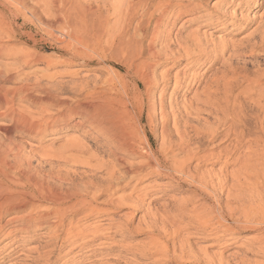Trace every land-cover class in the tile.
Wrapping results in <instances>:
<instances>
[{"label":"bare ground","instance_id":"1","mask_svg":"<svg viewBox=\"0 0 264 264\" xmlns=\"http://www.w3.org/2000/svg\"><path fill=\"white\" fill-rule=\"evenodd\" d=\"M26 1L10 0V5L26 9ZM30 1L41 4L48 13H52L55 22L63 21L68 29L73 25L74 42L78 46L82 47L85 43L90 45L92 40L94 44L90 45L91 53L97 55L99 51L102 54L105 49L108 53L111 52L124 73L121 76L114 74L117 80L115 83L108 82L107 88L91 92L92 94L89 92L90 95H83L84 99L81 97L80 101H69L67 97L59 98L49 93L37 101L47 105L41 108L42 112L51 110L49 107L54 108L55 116H58V121L64 127L68 126L72 118L76 119L73 125L79 130L88 125L97 136L92 139V147L109 161L96 163L94 166L90 162L84 163L88 171L87 177L81 176V183L69 185L65 189L46 182L21 183L20 178L15 179L18 183L15 186L20 188L18 194L0 196V224L10 214V219L0 226V239H10L8 241L14 248L18 247L16 245L19 242L23 248L42 239L45 242H41L42 246L38 249L25 252L26 256L22 261L19 256H11L13 259L10 264H50L52 260L53 264H97V258L101 254L93 251L104 247L110 251L119 248L116 256H128L131 260L127 264H134L132 262L135 260L138 261L137 264H214L206 255L205 249L199 253L204 254V259L197 252L186 251V246L183 245L176 250L170 248L171 239L180 232H176L177 228L175 232H168L170 226L178 220L177 217L187 222L183 223V227L181 225V230H194L197 238L202 241H213L209 247L221 243L224 250L230 249L239 235L255 233L258 238L246 245L244 254L264 258V209L259 206L238 205L240 202L235 199L222 205L215 186L209 183L207 176L199 177L194 170L189 171L188 165L202 157H198L200 152L197 149L182 148L183 143L186 147L189 143L183 134L176 131L180 145L175 146L174 150L167 147L168 149L155 152L150 146L147 149L141 148L135 141L137 134L147 140L149 120L156 110V106L150 104L154 93L161 118L165 120L167 115L162 101L164 94L184 96L196 84H201L194 79V75V78H189L187 73V77L186 72L210 59V54L214 56L208 61L209 68L220 61L227 47L225 43L211 45V33L200 32L201 29L213 30L212 27L219 25L223 19L216 12L208 14L207 10L210 8L206 4L207 0ZM258 5L264 4L259 1ZM100 10L104 11L103 16ZM109 18L113 19L111 25ZM182 18L183 24L177 29L179 32L193 23L195 28L185 35H174L173 43H170L168 32L165 33L164 30L176 27ZM187 23L189 25L186 26ZM88 30L89 39L85 38ZM259 42L264 46V35ZM184 62L183 69L186 72L181 75L179 71L170 75L168 69L156 75L157 69L163 64L179 67ZM232 79L212 87L209 83L204 89L206 92L201 91V97L197 95L196 88L189 108L194 105L197 111L209 115L222 114L229 108L227 135L233 138L234 150L242 148L248 142L245 150L249 155L240 164V168L249 173L256 170L251 164L252 149L264 150V74L250 81L247 89L241 92L246 100L245 104H239L236 98H232L236 88L234 78ZM21 80L18 74L11 71L0 72V83L20 84L18 88L10 90V100L1 96L0 87V107L10 105L16 95L22 96L20 100L27 101L30 98L28 90L31 88ZM183 110L186 112L187 108H182L181 112ZM132 114L135 117L134 125L130 121ZM162 126L165 131L164 125ZM1 131L6 135L9 128ZM215 138L216 135L211 133L207 142H213ZM260 160L264 164V160ZM2 175L3 179L10 178V183H15L5 173ZM100 176L102 178L95 181ZM153 179L167 180L174 185L173 190L185 189L191 196L164 207L152 206L160 200L156 192L161 187L153 182L146 184ZM148 199H151L150 202H147ZM201 201L204 204L197 208ZM172 212L175 213L170 218L168 215ZM121 213L118 220H114ZM175 219L177 220L174 222ZM85 223L91 224L85 226ZM138 237H143V241L134 244L127 242ZM237 259L239 260L235 264H247L248 260H243L242 257ZM215 263L228 264V261L218 260Z\"/></svg>","mask_w":264,"mask_h":264},{"label":"rangeland","instance_id":"2","mask_svg":"<svg viewBox=\"0 0 264 264\" xmlns=\"http://www.w3.org/2000/svg\"><path fill=\"white\" fill-rule=\"evenodd\" d=\"M259 1L264 4V0L206 1L210 8L207 10L208 14L216 12L223 19L219 25L212 27L213 30H210L211 28L201 29L200 32L211 33L209 36L211 45L225 43L226 51H223L220 61L213 67L209 68L208 66L210 59L214 56L210 54V59L205 60L204 63H199L189 72L185 71L187 77L190 75L189 78H194L195 76L194 79L201 82L199 86L196 84L184 96L175 93L164 94L162 101L165 106L164 112L167 115L165 120L161 118V113L157 107L158 100L156 93H154L152 95L153 101L150 104H154L156 110L151 114L149 120L147 140L137 134L135 141L141 148L147 149V146H150L155 152L162 151L167 147L174 150L175 146L180 145V139L176 133L178 130L184 135L185 140L189 141L188 147L183 143L182 148L186 150L197 149L200 152L198 157H202L201 161L195 160L188 165L189 171L194 170L199 177L201 175L207 176L209 183L215 186L222 205H225L226 201L235 199L240 202L237 203L238 205L259 206L264 209V164L260 160V158L264 160V150L252 149L251 164L255 166L254 169L256 170L249 173L244 172L240 168V164L249 155L245 150L248 142H245L244 146L238 150L233 149V138L227 135L229 108H226L219 115H209L203 111H197L194 105L189 108L190 101L194 99L196 88L197 95L201 97V91L204 92L209 83L212 87L215 84H222V81L229 82L233 80L232 78H234L233 82L236 85L232 98H236L239 104L246 103L241 92L247 89L250 81L260 78L264 74V46L259 42L264 35L262 34L264 33V5L259 6ZM100 14L103 16L104 11L100 10ZM109 19L111 25L113 19ZM181 24H183V18L176 24V27L164 30L165 33L168 32L170 43H173L176 34L185 35L186 32L195 28L193 23L179 32L177 29L180 28ZM72 28L73 25L68 29L63 21L55 22L52 13H48L41 4H34L27 0L26 9H24L18 5H10V0H0V72L7 70L15 75L18 74L22 79L21 82H27L30 90H32H28L29 101L20 100L22 96L16 95L10 105L0 107V196L17 195L20 188L16 187L18 183L15 182V179L18 178L22 180L21 183L46 182L51 186L61 187V189H65L69 185H78L82 182L81 176L88 175L84 163L90 162V165L94 166L96 163L109 161L107 157L92 147V139L97 136L88 128V125H85L83 130H79L73 125L76 119L72 118L69 120L68 126L64 127L60 123L61 121H58V116H55L54 108L49 107L51 110L47 109L45 113L41 111V108L47 105L44 102L37 103L41 97L48 93L55 97H67L69 101H76V99L80 101L82 98L84 99L83 95H90L96 90L102 91L107 88L108 82L115 83L117 81L116 76H121L124 73L107 49L103 50V55L97 51L98 57H96V53L93 54L89 51L91 50L90 45L94 44V41L90 40V45L85 43L86 46L84 44L82 47L78 46L74 42ZM69 34L72 35H70L71 38ZM86 37L89 39L90 34ZM85 41L88 40L85 39ZM79 52L82 53L79 54ZM25 61L26 64H23ZM184 65L185 62L179 67L163 64L157 69L156 75H160L166 69L169 70L170 75L176 71H179L180 73H178L181 75L185 73ZM19 86L20 84L10 82L0 83L1 96L10 100V90ZM185 107L187 108L186 112L184 110L181 112L182 108ZM130 121L134 125L135 117L133 114ZM144 121L147 122L146 119ZM162 125H164L165 131L162 129ZM7 128L9 131L4 135L1 129ZM211 133L216 135V140L207 142L208 135ZM98 141L101 139L98 138ZM111 162L115 163L114 161ZM3 173L14 179L15 183H10V178L4 177L3 179ZM101 178L100 176L95 181L98 182ZM150 182L161 186L158 187L160 190L156 192V196L160 197V200L152 206L164 207L169 203L179 202L191 196L185 192V189L173 190L174 185L167 180L153 179L146 184ZM221 187L223 189H220ZM150 200L148 199L147 202ZM203 204V201L199 202L197 208ZM174 213L172 212L168 216L171 218ZM142 214L143 212L139 213L138 216ZM120 215L122 213L114 217V220H118ZM188 216L190 215H186V217ZM7 219H10V214L3 218L0 226ZM177 219L174 222L177 220L179 223L177 221L172 222L173 225L168 229L169 233L175 232L176 228V232L180 231L174 239H171L170 248L176 250L180 245H183V247L186 246V251L191 250L197 254L205 249L206 255L214 264L218 260L235 264L239 260L237 258L241 257L243 260H248L247 264H264V258L244 254L246 245L258 238L255 233L239 235L233 248L224 250V245L221 243L218 246L209 247L213 241L209 239V242L208 240L202 241L197 238L194 230L188 228L189 231L181 230L187 222H183L180 217ZM88 224L91 223H85V226ZM184 238L186 239L182 240ZM3 239L4 237L0 239V264H10V260L15 255L19 256V260L22 261L25 259V252H28L29 249H38L42 246L41 242H45L44 239L35 241L25 248L19 242L16 245L18 247L14 248V245L11 246L10 241H8L10 239ZM142 241L143 237H138L129 239L127 242L134 244ZM119 251V248L110 251L104 247L102 250L93 252L101 254V257L97 258V264H127L130 262L131 259L128 256L117 258L116 255ZM199 255L205 259L204 254ZM51 262L53 264L54 260ZM137 262L135 260L132 263L137 264Z\"/></svg>","mask_w":264,"mask_h":264}]
</instances>
